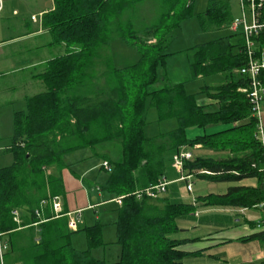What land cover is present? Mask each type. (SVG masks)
Here are the masks:
<instances>
[{
	"label": "trees",
	"instance_id": "trees-1",
	"mask_svg": "<svg viewBox=\"0 0 264 264\" xmlns=\"http://www.w3.org/2000/svg\"><path fill=\"white\" fill-rule=\"evenodd\" d=\"M147 1L160 7L159 14L151 22H146L145 16L144 23L138 26L137 22L143 21L137 19L138 4ZM195 3L196 0H55V9L45 15L44 24L53 33V43H65L67 51L52 59L41 74L46 90L28 97L26 109L14 114V135L6 148L14 154V162L0 168V230L7 234L5 240L15 250L19 225L12 211L17 207L27 211L29 219L23 218L22 226L40 221L36 207L45 197L41 191L50 183L43 167L60 163L66 150L119 140L121 157L108 159L112 170L102 189L114 196L124 195L116 221L122 253L114 262L95 257L93 247L103 244L102 225L97 222L72 231L59 217L41 223L39 238L33 236L17 251L19 264H185L186 252L179 247L190 239L175 237L180 230L177 221L193 218L197 205L166 202L160 208L151 198L138 199L134 194L139 187L156 184L166 173L169 157L182 147L201 144L228 152L223 158L196 156L185 161L183 169L187 174L212 181L258 180L257 186L232 185L225 193L201 195L195 202L237 209L255 208L264 202V148L256 138V119L251 116L248 94L240 90L247 86V79L236 72L247 63L243 38L234 39L240 34L229 33L194 47L192 79L214 74L228 78L220 85L203 89L215 104H199L195 94L187 93L184 82L173 83L157 71L172 54L166 52L172 35L195 14ZM198 18L205 31L226 27L233 19L231 5L224 0H209ZM116 39L128 42L140 58L123 68L107 63L104 74L110 77L109 85L99 91L103 73L98 69L99 58ZM257 41L264 52V32ZM159 79L163 87L149 91ZM149 95L161 119L173 117L178 121L176 129L161 137L145 134ZM211 105L217 108L208 109ZM217 125L227 127L194 138L187 135L191 127ZM70 138L76 140L68 143ZM204 168L214 174L198 173ZM78 233H86L89 249L72 245L71 238ZM254 237L264 240V229L242 239Z\"/></svg>",
	"mask_w": 264,
	"mask_h": 264
},
{
	"label": "crops",
	"instance_id": "crops-1",
	"mask_svg": "<svg viewBox=\"0 0 264 264\" xmlns=\"http://www.w3.org/2000/svg\"><path fill=\"white\" fill-rule=\"evenodd\" d=\"M9 1L17 0H8L7 2ZM34 1L36 2V6L31 9V13L28 15L20 16V12L18 10H14L16 18L7 20L5 29L3 30L5 31L4 38L0 40V65L9 66L10 69H12L9 73L15 74L14 82L12 80V84L9 85V89L11 91L15 90V88L21 89L19 100H22L24 102H26V99L28 97L44 92L46 90V85L42 80L41 74L46 70L47 65L52 59L65 54L67 51V46L65 43H53V33L51 29L44 24L45 15L55 9V0ZM32 16H36L38 20H33ZM15 28L18 30V34L9 35V29ZM238 37H242L241 34L234 39H239ZM117 40L118 39L114 40L107 53L99 58L101 59L99 62V67H103L102 69L98 68L99 70H102L101 72H103L101 73L103 79L102 82L106 79L107 76L106 74H104L105 67H107L106 64H113L114 66L113 56L111 55V48H113L114 43ZM151 42H153V39H151ZM1 76L2 75H0V77ZM19 79L22 80L21 83H18V81H20ZM98 90H104V88L98 87ZM95 91H97V89ZM198 103L207 105L213 103V101L209 99L206 103ZM218 126L219 125L207 126L205 128L191 127L187 130V135L190 138H194L197 135L211 134L225 128L223 127L221 129H217L219 128ZM67 140H69L67 141L68 143H72L76 139L70 138ZM96 146L99 147L100 151L103 153L101 157L104 158V161H109L108 159L118 160L121 157V144L119 140L106 141ZM183 149L191 151L194 157L203 156L223 158L228 156V152L223 153L219 152L218 150L211 151L213 149L209 150L207 147L201 144H197L195 147H182L181 150ZM113 150L115 151V154L114 156H110L109 152ZM12 155L14 158L13 153ZM107 155L110 158H108ZM84 159H87V156L80 155L75 159L74 162H72V164L75 163L73 166H82L83 163L79 161H82ZM172 163L173 156H170L166 168V173L160 176V178L163 176L167 177L168 181L170 182L167 186L168 192L170 191L169 195L171 197H177L180 194L178 187L179 184H184V182L188 184L189 181L180 179L182 174L180 175V172H178L173 167ZM102 166L103 165H101V162H97V164L93 163L86 167L82 166L81 174L79 176L74 167L71 168L65 165L63 160H61L60 163H55L50 166H44L43 168L45 174L47 175L46 179L47 181L50 180V183L41 191V195H45L42 201L48 200L47 203L42 204L41 201L36 207V215L40 219V221L33 224H28L27 226H22L23 218H25L26 220L29 219L27 211L18 207L13 209V211L18 210L20 213V222L18 223L19 228L17 229L19 232L16 235L17 244H15L14 246L15 250H12L10 243L5 240L7 239V234L3 233V240L4 242L8 243V248L4 251V263L19 264L17 261L19 260L20 253H18L17 251L20 250L23 246L28 245L30 239L33 236L37 239L39 238V226L41 225V223L59 217L65 219V221L68 223V213L82 210V222L80 224V227L92 226L94 223L89 224V222H87L88 216H85L87 211H93L95 214H97V208L113 202L117 204V201L115 200L117 196H114L107 190L102 189V186L105 183H99L98 178H96L91 183H87V180L85 181L84 176L88 175L98 167L101 170L108 171L104 166L103 168H101ZM183 174L186 175L187 172L183 170ZM192 175L193 177L190 180L192 181V190L190 192L194 190L193 179L202 178L196 174ZM74 178H79L80 182L82 183V186L85 189H83L82 192L88 191V193H85V197H81L78 196V194H75V199L71 202L67 192L69 189H72V187H77L76 179ZM246 179H250L248 183L240 184V182ZM246 179L240 181L239 185H258V180L256 178ZM139 189L143 188L139 187L137 190ZM54 195H58L61 197L62 215L60 216L56 214L51 202L49 201V198ZM198 196H196V198ZM195 200L192 201L197 205L195 216L193 218L180 220L194 221L195 225H193V228L195 230L199 229L200 227H205L208 232L203 236H192L190 235L189 229L179 230L178 234L175 237L179 239H190L188 242L182 244L179 247V249L186 252L185 257L183 258L185 264H264V240L258 237L249 238L246 240L242 239L243 237H250L251 235L262 230L261 228L257 227V223L259 220H263L264 225V216H261V218H259L258 220L250 219L245 216L246 210H249L247 208L244 211V217L240 218L239 216L243 215V212L234 210L235 207H208L204 206L200 201L195 202ZM151 202L162 208L166 204V202L180 201H172L166 195L163 197H161L160 195L158 198L152 199ZM181 202L192 203L191 201ZM118 205L119 207L121 206L119 203ZM37 211H39V215L37 214ZM92 218L93 217H90L89 215V219L92 220ZM30 228L33 230L30 231ZM13 238H15V236ZM8 252L9 254L7 255Z\"/></svg>",
	"mask_w": 264,
	"mask_h": 264
},
{
	"label": "rangeland",
	"instance_id": "rangeland-1",
	"mask_svg": "<svg viewBox=\"0 0 264 264\" xmlns=\"http://www.w3.org/2000/svg\"><path fill=\"white\" fill-rule=\"evenodd\" d=\"M224 1H228L230 3L233 19L243 18L245 11L241 0ZM35 3L36 2L34 0H17L5 3L4 12L0 18V40L4 38L5 31L3 30L5 29L7 20L16 18L14 10H18L20 12V16H25L31 13V9L36 6ZM208 3L209 0H196L195 14L191 18L183 21L180 28L177 29L176 32L172 35L170 40L171 42L168 43L166 48V52L172 54L170 55V57H167L166 63L159 64L157 69L160 76L166 75L168 79L173 83L184 82L187 93L195 94L196 100L200 103H206L207 100H209L208 93L206 91H203L205 87L220 85L228 79L225 74H214L210 76L198 77L196 79H192L190 77V63L192 62L194 57V47L197 44L208 42L231 33L228 25L217 30L205 31L202 29L198 18V13L205 11ZM159 10L160 7L153 1H147V3L145 2L143 5L138 4L137 19L143 20L142 18L146 16V22H151L152 19L159 14ZM246 13L249 17V13ZM143 23L144 20L138 21L137 25L140 26ZM14 34H18V30L16 28L9 29V35ZM154 41L155 40L153 39V42ZM111 50L114 66L117 68H123L132 65L136 63L140 58L139 52L134 49L128 42L122 39H118L114 43V46L113 48H111ZM99 68L102 69L103 67L100 66ZM106 68L107 67H105V69ZM11 70L12 69H10L9 66L0 65V75H2L0 77V167L9 166L14 162L12 153H10L6 148H8L11 144L14 135L15 112L26 109V102L19 100L21 89L15 88V90L13 91L9 89V85L12 84V80L14 82L15 77L14 73H9L11 72ZM99 71L101 72L102 70ZM19 80L20 81H18V83H21L22 80ZM102 80L100 87H107L109 85L108 80H110V77L106 78L103 82ZM163 85L164 82L159 79L149 87V91L159 89L163 87ZM88 93H90V91H88ZM152 103V96L149 95L146 101V110L144 114L146 136L161 137L164 134L176 129L178 127L177 119L173 117L161 119L157 108ZM216 108L217 105H211L208 107V109L210 110H215ZM101 125L102 123L99 124V126ZM218 127L219 128L217 129H221L227 126L219 125ZM208 149L211 150V148ZM211 151H214V149ZM219 152L224 153V151L222 150H220ZM114 154V150L109 152L110 156H114ZM166 154L168 155L169 152H167ZM80 155L87 156V159L79 161L83 163L82 166L84 167L89 166L93 163L97 164V162H101V165H103L104 158L101 157L103 153L97 146L87 145L64 151L62 154V160L64 164L71 168L74 167L78 176L81 174L82 166H73L75 163L72 164V162H74L75 159ZM109 174V171L101 170L98 167L88 175L84 176V178L85 181L87 180V183H91L96 178H98L99 183L104 184L108 180ZM74 179H76L77 187H72V189H69L67 192L71 202L75 199V194H78V196L81 197H85V193H88V191L82 192L84 188L79 178ZM249 180L250 179H246L240 182V184H246ZM193 181L194 190L192 192L187 189V183L184 182V184H179L178 186L180 194L177 197H171L169 195L170 191L168 192V190L163 193L161 197L166 195L172 201L192 202L198 195H204L208 193H224L227 191V188L230 185L239 184V182L234 181H212L205 178H195L193 179ZM118 208V203L116 204L115 202H113L97 208V214H95L93 211H87L85 214V216H88L87 222H89V224H96L97 222H99L102 225L103 244L93 247L92 254L95 257L104 259L108 262L119 260L122 253V247L117 242V226L116 223H114L118 219ZM234 210L239 211V209L236 208ZM244 213L245 212L243 211V215L239 217H244ZM89 215L90 217H93L92 220L89 219ZM245 216L250 219L258 220L259 218H261V216H264V208L261 210L255 208L246 210ZM177 222L180 230L189 229L190 235L192 236H203L208 232L205 227H200L199 229L195 230L193 228V225H195V223L191 220L179 219ZM177 234H175V236ZM71 242L72 245L78 249H89L90 247L86 233H80L72 236Z\"/></svg>",
	"mask_w": 264,
	"mask_h": 264
},
{
	"label": "built area",
	"instance_id": "built-area-1",
	"mask_svg": "<svg viewBox=\"0 0 264 264\" xmlns=\"http://www.w3.org/2000/svg\"><path fill=\"white\" fill-rule=\"evenodd\" d=\"M8 0H0V16L5 8V3ZM244 8L243 18H235L229 23L228 27L233 33H240L243 38V48L247 58V63L236 70L237 73L246 77L247 86L240 88V90L246 92L251 102V116L256 119V138L261 142L264 148V80L262 78V72L264 70V52L259 49L257 36L264 32V0H241ZM249 13V17L247 13ZM32 19L37 21L36 16H32ZM194 157L193 153L188 150H181L173 155V167L180 172L181 178L188 180L187 189L192 190V174L184 175L183 168L184 163ZM103 166L110 171L112 169L108 161L103 162ZM264 172V167L262 169ZM201 174H214L211 170L204 168L198 171ZM170 182L166 176L159 179L156 184H153L144 189H139L134 192L138 199L148 197L151 199L158 198L160 195L167 191V186ZM124 195L117 196L115 200L122 205ZM48 200H43L42 204L47 203ZM54 211L58 216L62 215V201L58 195L51 196L49 198ZM255 208L263 209L264 202H261L255 206ZM239 212L245 211L247 208H238ZM14 220L20 222V213L18 210L12 212ZM39 215V211H37ZM68 227L72 231L78 230L82 222V210H77L67 214ZM257 227L264 229L263 220H259ZM8 248V243L3 240V232L0 230V260L1 264L4 263V251ZM264 258V253H263Z\"/></svg>",
	"mask_w": 264,
	"mask_h": 264
}]
</instances>
